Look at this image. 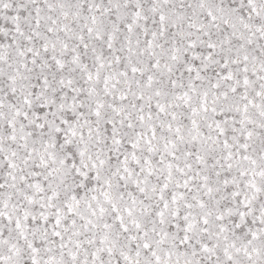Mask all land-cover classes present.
I'll return each instance as SVG.
<instances>
[{"label":"snow or ice","instance_id":"snow-or-ice-1","mask_svg":"<svg viewBox=\"0 0 264 264\" xmlns=\"http://www.w3.org/2000/svg\"><path fill=\"white\" fill-rule=\"evenodd\" d=\"M0 264H264V0H0Z\"/></svg>","mask_w":264,"mask_h":264}]
</instances>
